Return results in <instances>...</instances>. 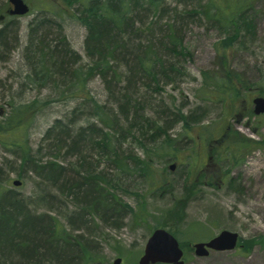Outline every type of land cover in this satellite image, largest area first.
Instances as JSON below:
<instances>
[{"label": "rangeland", "instance_id": "obj_1", "mask_svg": "<svg viewBox=\"0 0 264 264\" xmlns=\"http://www.w3.org/2000/svg\"><path fill=\"white\" fill-rule=\"evenodd\" d=\"M25 1L31 7L29 14L9 20V39L0 43V121L7 118L5 113H11L10 102L24 103L36 98L44 108L30 125L29 142L34 159L45 164L58 157L66 169L77 166L80 176L87 168L104 171L113 184H104L102 191L106 197L114 193L137 210H140L139 203L145 201L147 210L146 218H141L134 213H117L110 205L94 209L89 198L77 195L86 184L81 182L72 188L71 182H63L62 178L57 182L44 180L30 165L22 167L16 151L10 152L0 144L1 179H11L9 183L0 181V185L18 192L24 207L20 208L22 211L43 215L52 226L56 218L67 228L65 239L68 241L57 246L69 249L67 261L70 263L67 264H111L116 257H122L124 264H137L150 234L163 222L157 227L167 228L172 233L178 231L180 242L191 246L184 248L185 264H264V114L256 115L253 104L256 96L264 95L260 93L264 83V0L250 1L246 15L251 24L239 23L240 28L211 20L204 12L208 0H165L161 13L143 14L155 24L154 36L149 33L136 36L132 46L120 49L119 61L125 62L129 53L135 55L138 49L145 51L151 42H157V51L164 53L166 60L173 58L159 41L176 30L188 53L176 58L180 60L182 76L171 83L161 78L159 88L154 84L147 87V80L139 74L134 75L130 83L126 76L120 81L111 75L108 79L99 74L88 78L85 90L104 105L110 115L113 126L106 130L114 137L120 155L129 162L132 156L146 157L144 145L157 148L155 152L160 155H154L153 167L168 178L162 189L151 188L148 179L130 165L129 170L117 167L106 156V149L95 142L101 137L98 128L95 132L85 131L76 153L65 154L57 147L59 142L44 138L57 119L63 120L64 125H71V120L77 119L76 129L70 131L73 136L82 128L96 124L103 128L104 125L95 113L96 104L84 100L85 92L75 94L72 88L68 89V85L76 83L71 82L69 69L63 78L57 75L58 85L52 81L57 76L44 84L42 78L45 77L41 74L40 62L43 61L39 46L45 43L54 49L57 45L61 50L64 36L81 57L79 61H72L74 57L68 54L64 68L90 66L92 59L86 55L85 48L86 27L74 18L72 10L61 11L56 0ZM9 4V0H0V28L6 24ZM232 34L237 40L228 48L227 67L240 75L243 85L239 100L223 102L217 95L210 96L214 89L205 86L204 80L207 75L219 74L223 69L217 45ZM126 70L124 67L122 71L126 73ZM128 83L129 90L124 88ZM134 88L139 91V102L135 107L130 106V119L126 120L120 112L124 100L119 92L131 93ZM183 114L192 118L189 122L194 129L189 134L183 132ZM119 124L124 129H120ZM206 125L208 131L219 138L207 145L199 141L201 132L197 131ZM158 126L174 139L173 149L163 144L166 135L156 131ZM208 131H202V135ZM191 134L193 139L189 138ZM224 137L231 141L229 152L226 145H222ZM241 139L247 146H240ZM194 147L196 156L191 152ZM174 163L176 168L172 170L170 165ZM197 166L201 167L195 175ZM70 170L66 176L77 175ZM16 179L21 180V185L13 184ZM182 199L187 204L181 220L171 219L182 207ZM222 229L238 232L240 239L254 238L257 242L251 251H245L243 243L239 242L235 250H212L207 256H197L193 244L210 240ZM8 254L0 251V264H24L14 254ZM55 258L46 250L40 263L64 264L54 262Z\"/></svg>", "mask_w": 264, "mask_h": 264}, {"label": "trees", "instance_id": "obj_2", "mask_svg": "<svg viewBox=\"0 0 264 264\" xmlns=\"http://www.w3.org/2000/svg\"><path fill=\"white\" fill-rule=\"evenodd\" d=\"M56 1L59 2L61 11L65 9L72 10L74 18L86 27L88 34L85 39L86 55L92 59V62L90 66L86 68L83 67L82 64L76 69L64 68L67 56H69L68 54L74 57L72 61H79V59H81L80 55L73 51L69 43L67 44L66 37H63L65 45H60L63 47L61 50L56 48L57 45L53 49L51 46H46L45 43H42V45L39 46V51L40 58L43 61L40 62L42 70L41 74L45 77L42 78L43 83H48L49 80H52L51 78L53 76L56 77L59 75V77L61 76L63 78L65 76V72L69 69L72 78L71 82L76 83L68 85V89L72 88L75 94L82 91L85 92V95H83L84 100L89 103L94 102L96 104L97 110L95 113L98 120L104 125V127L99 128L100 125L96 124L91 128H82L76 136H73L70 135V131L67 129V126L64 125L63 120L57 119L54 124L48 128L44 138L48 140L49 137H52V134L58 133L62 130V128H66V138L62 137L60 133L58 134L60 136L57 137L56 140L59 142L57 147L60 148L61 145H63L60 141L62 142V140L66 139L65 147L68 151L67 153H76L79 150L78 147L85 131L91 130V132H95L97 131L96 128H98L100 129L101 137L98 140H94L97 145L102 147V149H106V156L110 158V160L114 162L117 167L122 168V170H129L128 167L130 165L131 169H136L140 172V174L148 179L151 188H164L168 183V178L161 175L159 171L156 172L153 167L154 155H160L155 152L157 148L144 145L146 157L142 158L141 156H132L133 160L130 159L131 161L128 162V159L121 156L116 150L117 146L110 130H106V128H111L113 126L112 123H110V115L105 111L104 105H100L98 101H95L94 97L91 96L89 92H86L85 89L88 78L93 74H99L101 78L106 79H108V76L111 75L112 78H118L119 81L122 77L126 76L129 83L132 82L134 75L139 74L143 80H147L145 84L147 87L154 84L157 88H159L161 78H165L167 82L171 83L175 82L182 76L184 72L179 64L180 60L177 61L176 58H179L181 55L187 56L188 53L186 52L184 43L182 39L179 38L176 30L169 32L165 37H161L159 41L165 45V50L170 53L173 58L166 60V55L157 51V42H151L148 39V42L151 43L147 44L145 51L142 52L138 49L135 51V55L134 53H129V56H127L124 60L125 62L119 61L120 56L118 54L120 49L124 48V46H132L126 42H134L137 38L136 36L146 35V33L154 36L156 32L154 30L155 24L147 20L143 14H146V16H150L151 14L153 16L157 13H161L164 10L165 0ZM250 1L251 0H208V3L205 5L204 12L207 13V16H209L211 20L223 23L228 27L238 26L240 28L239 23H243L246 26L251 24V20L246 15L247 8L250 6ZM13 17L14 16L11 14L5 15L6 24L4 27L0 28V43L9 39L8 36L10 31L8 32V22ZM241 27H243V25H241ZM234 40L237 39L235 34H232L217 45L219 62H221L223 69L218 71L219 74L216 73V75H207L204 80V85L207 84L214 89V91H210V96L217 95L223 102H235L239 100V97L241 96V84L243 85L240 75L232 73L227 67L229 65L226 62L227 51ZM60 53H64V55L61 56ZM124 67H127L126 73L122 71ZM263 78L264 75L262 76V79ZM57 79L58 76L56 79L53 78L52 80L55 85H58L56 83L58 81ZM129 83V86H125L124 88L129 90V87L131 86ZM261 85L263 89L260 93L264 94V83ZM137 92L139 91H136V88H134L131 93H128L127 91L122 92V99L124 100V103L121 105L120 112L124 115L126 120L130 119V106L133 104V107H135V105L139 102ZM10 105L11 113H5L7 118L0 121V144L6 150L10 152L16 151V153L20 155L22 167L30 165L32 168L34 166L36 171L41 172V174L46 177V180L57 182V180L62 178V180H64L63 182H71L72 185H70L72 188L78 187V184L81 182L83 185L86 184V188H84L85 190L83 189V191H80L77 195L83 194L84 199L89 198V204H91V207L94 209L101 205L104 207L107 206L108 208V205H110V208L117 211V213H134L141 218H146L147 210L144 204L145 201L139 203L140 210H137L131 204L122 202L121 199L119 200L114 193H110V198L106 197L105 193L102 191L104 189V184H112V182H110V179L104 171L87 168L85 169L84 174L81 172L83 175L80 176V171L77 170V166H72L71 170L66 169L65 166L55 158L49 159V161L45 164L43 162L36 161L29 142L30 125L34 118H36L37 113L44 108V105L39 104V100L36 98L35 100L25 101L24 103L14 100L10 102ZM190 119L192 118H190L189 115H182V120L184 121L183 132L188 134L192 132L193 128L189 122ZM159 127L160 126L157 127L156 131L163 132L166 135L163 140V144H166L169 148L173 149V146L175 145V143H173L174 139H172L171 135L166 132V129ZM207 127L209 126L206 125L197 128V131H199V133L201 132L199 141L204 142L205 145L211 144L212 141L219 140V138H215L216 135L214 132L208 131ZM143 129L144 126H142L141 130ZM128 131V133L131 132L130 129H128ZM202 131H208L209 133L202 135ZM235 135L237 136V133H235ZM189 138L193 139V135H189ZM223 141L222 145H226V149L229 152L231 141H229V138H225ZM243 141L244 140H242L240 146H247L244 143L245 141ZM223 146L221 148H223ZM70 148L73 149L69 151ZM191 152L192 155L196 156L195 147ZM132 163L134 165H132ZM200 167L201 166H197V168H195V175L199 172ZM67 170L72 172L76 171L78 176L75 175L74 177L69 178L66 176ZM5 181L9 183L11 181L10 177L4 179V182ZM1 186L2 185H0L1 253L2 251H6L9 253L8 256L12 253L15 257L21 259L24 264H42L40 263L43 260L42 256L47 250L51 252L54 257H56L54 262L64 264L70 263V261H67V257H69V249L66 247L65 249L57 247L60 242L68 241L65 239L67 228H65V226L62 225L56 218L54 219L55 222L52 226V223L47 221L46 217L43 215L37 216L35 214H31L30 211H22L20 208L24 207L18 192L14 191L12 188H4ZM68 191L74 192L76 190L68 189ZM180 201L184 202L182 207L175 212L176 216L171 217V219H176L177 221L181 220L182 212L185 210L186 202L183 199ZM173 234L176 236L179 235L178 231L173 232ZM239 242L243 243L245 251H251L257 240L254 238L246 240L240 239ZM181 245L183 248H191L188 243H181Z\"/></svg>", "mask_w": 264, "mask_h": 264}, {"label": "water", "instance_id": "obj_3", "mask_svg": "<svg viewBox=\"0 0 264 264\" xmlns=\"http://www.w3.org/2000/svg\"><path fill=\"white\" fill-rule=\"evenodd\" d=\"M12 6L8 9V14L20 16L29 14L30 5L25 0H9ZM256 114L264 113V96H257L253 99ZM171 169L176 168V164H171ZM15 185H21V181H13ZM148 238L144 253L139 257L137 264H185L184 249L179 238L169 229L156 227ZM240 234L227 229H222L219 234L211 237L210 240L195 242L194 251L197 256H207L212 250H235L239 245ZM111 264H124L122 257H116Z\"/></svg>", "mask_w": 264, "mask_h": 264}, {"label": "bare ground", "instance_id": "obj_4", "mask_svg": "<svg viewBox=\"0 0 264 264\" xmlns=\"http://www.w3.org/2000/svg\"><path fill=\"white\" fill-rule=\"evenodd\" d=\"M63 43H65V42H64V41H61V42H60V45L63 44ZM126 43H127V44H128V43H129V44H132V43H134V42H133V41H128V42H126ZM126 43H124V44H126ZM119 93L122 95V91L119 92ZM99 104H100V103H99ZM75 119H76V118H75ZM75 119L71 120V125H72V127H71V125L66 124L67 129H68L69 131H73L74 129H76V128H75V125H74V124H75ZM76 120H77V119H76ZM118 127H119L120 129H124V128H123L124 126H123L122 124H119ZM128 129H129V128H127V130H128ZM127 132H128V131H127ZM59 133L61 134L62 137H65V138H66V136H67L66 128H62V130L59 131L58 134H59ZM56 136H57V133L52 134V137H53V138H52V137H51V138L49 137L48 140H49V141L52 140V141L55 142V141L57 140V137H56ZM58 137H59V135H58ZM48 140H47V141H48ZM65 141H66V139L62 140V142L60 141V143H63V145H61V147H60V148H61L60 151H61V152H64L65 154H68V153H67L68 151H67V149H66V147H65ZM72 149H73V148H70L69 151H71ZM54 158L57 159V160H59L58 157H54ZM39 162H41V161H39ZM31 169L34 170V171L37 172V173L39 172V171H36V169L34 168V166H33ZM44 170H45V169H44ZM43 172H44V171H43ZM21 173H22V171H21ZM40 173H41V172H40ZM23 174H24V173H23ZM23 174H21V175L23 176ZM41 176L43 177L44 180H46V177H45L44 175L41 174ZM1 177H2V174H0V181L3 180V179H1ZM4 179H5V178H4ZM3 181H4V180H3ZM20 181H21V180H20ZM47 181H48V180H47Z\"/></svg>", "mask_w": 264, "mask_h": 264}, {"label": "flooded vegetation", "instance_id": "obj_5", "mask_svg": "<svg viewBox=\"0 0 264 264\" xmlns=\"http://www.w3.org/2000/svg\"><path fill=\"white\" fill-rule=\"evenodd\" d=\"M11 5H12V4L10 3V4H9V7H11Z\"/></svg>", "mask_w": 264, "mask_h": 264}]
</instances>
